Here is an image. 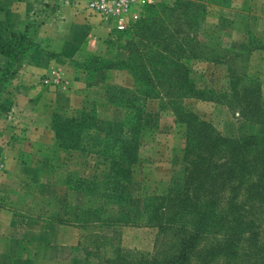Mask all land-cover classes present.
Wrapping results in <instances>:
<instances>
[{
    "label": "rangeland",
    "instance_id": "obj_1",
    "mask_svg": "<svg viewBox=\"0 0 264 264\" xmlns=\"http://www.w3.org/2000/svg\"><path fill=\"white\" fill-rule=\"evenodd\" d=\"M165 1L162 5L172 6L174 3L172 0ZM6 2V8L0 14L5 27L16 34L20 33L25 41L37 43L39 48L35 49L32 46L27 48L17 63L5 55H0V74L5 77V82L0 87V102L8 109H1L0 112V148L8 144L10 127L5 120L10 118L16 93L26 76H32L41 87L50 90L41 83L46 76L58 72L64 84L66 83L61 76L59 64H68L77 69H92L120 61L126 56L124 46L131 39L110 28L108 36L95 35L102 42L100 51L94 49L95 55L87 54L84 50L74 52L75 54H65L62 52L64 42L61 41L60 35L66 31L64 25L68 24L67 20L82 16L89 26H99V18L86 9L84 0H6ZM36 4H41V8ZM159 6L161 5L147 12L144 21L155 16L164 18L165 16L160 14L162 9ZM171 18L173 19V16ZM170 21L171 19L168 23ZM174 26V23L169 25L170 32L174 30ZM200 27L198 38L201 43L199 42L198 48L201 51L202 48L222 50L214 39L204 41L203 23ZM41 28L46 30L45 34L48 37L39 41ZM79 38L72 36L75 42ZM205 44H209L210 47ZM146 52L145 50L142 53L145 55ZM47 60L53 61V64L44 68L41 75L37 74L39 67ZM141 60L146 61V57L143 56ZM156 68L157 90L167 91L171 86L165 81H169L175 73H171L172 68L169 66L157 65ZM203 70L206 73H200L201 76L196 78L201 87L223 93L218 89L223 90L227 85L225 73H214L206 68ZM138 100L132 103L128 100L118 102L120 108L116 110L114 120L110 123H100L96 113L92 111L96 128L88 132L89 140L83 141L87 149L82 152L67 151L71 153V158L67 160L73 166L74 172L64 170L58 172L57 176L53 177L55 179L53 186H37L31 179L13 177L14 186L8 193L5 192V197L15 203L18 200V206H25L22 205L25 202L26 205L32 203L27 210L21 207L19 209L43 218L41 227L44 230L38 238L39 244L30 241L34 245L30 243L22 247L21 252L12 257L18 261L10 264H118L124 257L129 263L144 261L142 264H150L152 260L168 259L170 255H175L177 248L174 236L176 233L173 230L175 226L168 223L167 212H164L162 227L159 228L150 222L149 214L145 213V206L157 204L153 199L165 196L169 191H183L185 129L183 125L176 124L174 113L165 105L164 100L143 98ZM183 103L186 110L211 123L225 138L248 137L239 135L237 125L239 122L235 121V116L231 118L226 111L217 110L216 106L204 102L186 100ZM254 137L258 147L264 149V142H260L258 136ZM93 138L98 140L99 146L93 147L91 142ZM115 138L126 141L137 139L136 163L123 164L120 160L96 152L105 150V147L110 150V146L113 145L112 139ZM106 140L108 142L105 143ZM112 151L119 150L114 148ZM2 155L0 151V161L4 166ZM127 173L131 174V178L126 177ZM53 178L51 180H54ZM40 194L44 199H48L46 208L50 212L49 215L48 211L44 215L38 213L42 206L38 202ZM236 204L241 206V210L242 207H246L244 203ZM221 208L224 209L223 206ZM255 227L260 229L254 247L250 246L248 241L249 232L226 229L215 235H204L198 249L213 241L227 243L232 239L231 236L241 234L235 239L237 263L264 264L262 254L264 220L261 218L257 220ZM191 230L188 226L185 229L188 232ZM191 264H195L194 260ZM214 264H226V261L220 258Z\"/></svg>",
    "mask_w": 264,
    "mask_h": 264
},
{
    "label": "trees",
    "instance_id": "obj_2",
    "mask_svg": "<svg viewBox=\"0 0 264 264\" xmlns=\"http://www.w3.org/2000/svg\"><path fill=\"white\" fill-rule=\"evenodd\" d=\"M6 3V0H0V14L6 8ZM162 4L158 5H161L160 14L164 18L155 16L144 21L146 13L158 5L148 7L131 30L117 32L131 37L124 46V59L98 68L85 69L94 72L115 68L128 70L139 87V93L146 99L164 100L165 105L172 109L176 124L184 126L183 191H169L165 196L153 199L157 204L145 206L150 222L159 228L162 227V216L167 212L168 223L175 226L173 230L176 233L177 248L175 255H170L168 259L152 260L150 264H191L192 260L195 264H214L220 258L225 259L226 264H239L236 261L238 253L235 239L241 234L231 236L232 239L227 243L213 241L201 249H198V245L204 240V235H215L228 229L249 232L250 246H256L260 227L256 228L255 222L260 218L264 220V149L258 147L254 136L225 138L211 123L186 110L183 101L193 98L218 103L228 107L231 113H238L242 119L264 126L260 85L255 78L239 72L231 73L229 92L198 89L193 73H190L186 62L182 61L206 56L204 48L202 51L198 48V31L205 18V4L203 0H175L172 6ZM173 23L174 30L170 32L169 25ZM31 46L39 48L37 43L25 41L20 33L9 31L0 19V55L17 63ZM145 50L147 52L144 55L142 52ZM143 56L146 61L141 60ZM157 65L169 66L172 68L171 73H175L169 81H165L171 86L167 91L157 90ZM4 82L5 77L0 74V87ZM1 109L7 108L0 102V112ZM92 111L96 113L92 109L73 117L60 113L52 115L51 129L59 149L81 152L87 149L83 141L89 140L88 132L96 128ZM91 142L93 147L99 146L96 138L91 139ZM112 142L110 147L112 150L117 148L118 152H113L111 148L107 150V147L101 152L95 151L120 160L123 164L136 163V138L127 141L115 138ZM126 177L131 178V174L127 173ZM236 203L245 204L246 207L241 210V206ZM155 205L158 206L153 208ZM187 226L192 229L190 232L185 231ZM262 254L264 256V251ZM126 259L122 258L123 261L118 264L144 262L129 263Z\"/></svg>",
    "mask_w": 264,
    "mask_h": 264
},
{
    "label": "crops",
    "instance_id": "obj_3",
    "mask_svg": "<svg viewBox=\"0 0 264 264\" xmlns=\"http://www.w3.org/2000/svg\"><path fill=\"white\" fill-rule=\"evenodd\" d=\"M165 2L164 0L163 3ZM203 3L206 7L202 27L204 41L214 39L223 49L219 51L216 48H205L204 58L182 61L186 62L190 73H193L197 88H204L196 79L201 76L200 73H206L203 68L214 73H225L227 85L223 90L218 89L223 93L230 91L231 73H246L259 82L260 99L264 103V0H203ZM36 5L41 8V4ZM67 23L64 25L66 31L60 35L64 42L62 52L65 54L84 50L87 54L95 55V50L100 51L102 46V42L95 35L108 36L110 31V27L101 22L99 26H89L82 16L73 17ZM45 31L41 28L39 41L48 37ZM72 36L80 38L75 42ZM198 41L201 43L199 38ZM51 64L53 61H45L37 74L41 75L44 68ZM58 66L66 82L65 86L52 91L41 87L32 76H26L16 93L10 118L5 120L10 132L7 146L0 148L5 161L0 173V264L17 262L18 259H13V255L21 252L22 247L30 243L39 244L38 238L44 230L41 227L43 218L26 211L32 203L26 205L25 202L22 204L25 206H18V200L15 203L5 197V192L8 193L14 186L13 177L31 179L37 186L50 187L55 183L53 177L58 172H74L73 166L67 160L71 158V153L57 147L51 129L52 115L60 113L73 117L82 111L94 109L100 123H110L114 120L116 110L120 108L118 102L128 100L132 103L139 101V98L146 99L139 93L137 83L126 69H103L94 72L64 63ZM186 100L209 103L216 106L217 110L226 111L239 122L237 125L240 136H258L259 141L264 142L263 125L248 122L238 113L233 114L228 107L218 103L193 98ZM39 198L38 202L45 207L40 206L38 213L44 215L49 212L46 208L48 199H44L41 194Z\"/></svg>",
    "mask_w": 264,
    "mask_h": 264
},
{
    "label": "built area",
    "instance_id": "obj_4",
    "mask_svg": "<svg viewBox=\"0 0 264 264\" xmlns=\"http://www.w3.org/2000/svg\"><path fill=\"white\" fill-rule=\"evenodd\" d=\"M86 9L97 16L101 23L115 32L131 30L141 19L146 8L163 3L164 0H84ZM41 83L50 89H62L65 84L58 72L44 77ZM3 164L0 161V173Z\"/></svg>",
    "mask_w": 264,
    "mask_h": 264
}]
</instances>
